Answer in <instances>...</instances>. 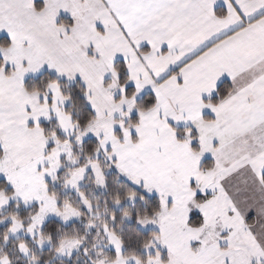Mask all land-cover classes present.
<instances>
[{
	"label": "snow or ice",
	"instance_id": "snow-or-ice-1",
	"mask_svg": "<svg viewBox=\"0 0 264 264\" xmlns=\"http://www.w3.org/2000/svg\"><path fill=\"white\" fill-rule=\"evenodd\" d=\"M0 264H264V0H0Z\"/></svg>",
	"mask_w": 264,
	"mask_h": 264
}]
</instances>
